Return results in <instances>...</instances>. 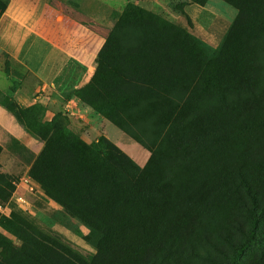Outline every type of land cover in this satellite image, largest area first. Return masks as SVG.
I'll return each instance as SVG.
<instances>
[{
    "label": "rangeland",
    "instance_id": "rangeland-1",
    "mask_svg": "<svg viewBox=\"0 0 264 264\" xmlns=\"http://www.w3.org/2000/svg\"><path fill=\"white\" fill-rule=\"evenodd\" d=\"M137 1L100 9L106 37L77 86L23 73L22 88L0 68V109L16 128H0V264H108L121 250L118 264H264V0ZM121 157L160 191L166 176L208 185L206 215L179 238L125 245V221L147 200L118 173L95 184ZM245 183L257 190L258 233ZM77 208L98 224L95 242Z\"/></svg>",
    "mask_w": 264,
    "mask_h": 264
},
{
    "label": "crops",
    "instance_id": "crops-1",
    "mask_svg": "<svg viewBox=\"0 0 264 264\" xmlns=\"http://www.w3.org/2000/svg\"><path fill=\"white\" fill-rule=\"evenodd\" d=\"M124 4L125 0H7L0 14V68L7 70L3 80H16L23 88L26 73L40 85H79L84 80L82 64L91 67L88 55L106 37L101 10H119ZM22 5L28 8L22 10ZM20 92L16 88L13 95ZM9 116L0 109V128L14 134Z\"/></svg>",
    "mask_w": 264,
    "mask_h": 264
},
{
    "label": "trees",
    "instance_id": "trees-1",
    "mask_svg": "<svg viewBox=\"0 0 264 264\" xmlns=\"http://www.w3.org/2000/svg\"><path fill=\"white\" fill-rule=\"evenodd\" d=\"M134 9L137 8L135 7ZM134 9L132 7L129 11L132 12L134 11ZM138 11V15H140V17H142L143 14L148 15L147 12H143L141 9H138ZM121 17L115 22V25H117L118 22L122 20ZM142 19H144L142 21L143 26H145L152 20L149 15L147 18L148 20L143 17ZM132 96L133 94L130 95V97ZM123 98L127 99L128 96L124 95ZM114 160H116V164L113 166H101V172L104 171L106 174H98L99 177L97 178L95 184L98 185L101 182L102 177H106L105 184L102 185V187H106L108 184L109 186L117 184L116 175L118 173L123 176V182L128 184L131 183L135 187L136 185H138L139 187L137 188V191L147 200V204L144 207L140 208L137 212H133L132 216L125 221L126 224L131 225L129 226L130 228L133 227L124 231L125 235L129 236L128 243L125 245H130V243H132V240H135L140 244L149 246L158 243H164L168 239L179 238L189 230L190 225H193L198 220L199 216L201 217L202 215H206L205 203L199 200V196H201V194L203 193L208 195V197H206L207 201H211L213 199L211 190L208 185L203 184L198 180L195 182H186L184 179H182V181H180L179 183L173 185L168 180L170 179V176H166L165 180L162 183L160 182L164 186L163 190L160 191L159 189L152 188V182L150 178H146V185L145 178H143L141 174L139 178H137L136 174L140 173L142 169L138 170L135 165L129 162L126 158L121 157V159L119 160H117V158ZM243 187L248 194L249 203L251 205L250 209L253 214L251 229L256 233H258V231L261 232V228H258V222L255 217L257 213L256 210L259 209V203L256 196L257 190H253L252 187L247 185L246 183ZM68 189L69 186H67L65 190ZM232 189L235 190L236 188ZM64 198L65 202H62V205L64 207H69L70 203L68 202L67 197L64 196ZM93 200L94 202L99 201V197L94 196ZM91 203L94 204L93 202ZM82 210V208H77L75 210V214L81 220H83L85 225L89 228V234L93 237L92 239H94L95 242L98 234H100L99 226L88 216L86 217V214H88L86 210H84L83 212ZM113 215L114 211L110 210L109 218ZM92 218H94V216H92ZM21 219L19 217V219L17 220L19 222L18 225L23 232L30 233L32 235L39 234L38 231L30 223H28L24 219ZM131 231L133 232L131 233ZM22 250L24 254L31 257L33 255V252H35L36 247L30 242H27L26 245L23 244ZM122 252L123 250H121V252H116L115 260H110L107 263L115 264L116 262L118 264V262H123L124 257ZM125 252H127V249L125 250ZM19 257L20 256H18V260H20ZM31 258L35 259L34 257ZM16 259L17 258H14L13 260ZM239 260L240 257L234 258L230 261L229 264H239ZM98 263L99 261L97 262V260H94L91 264Z\"/></svg>",
    "mask_w": 264,
    "mask_h": 264
}]
</instances>
